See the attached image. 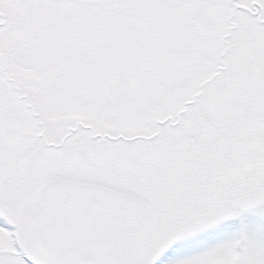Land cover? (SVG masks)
Segmentation results:
<instances>
[{
  "label": "snow or ice",
  "instance_id": "6c2138e0",
  "mask_svg": "<svg viewBox=\"0 0 264 264\" xmlns=\"http://www.w3.org/2000/svg\"><path fill=\"white\" fill-rule=\"evenodd\" d=\"M245 210L264 0H0V264H264Z\"/></svg>",
  "mask_w": 264,
  "mask_h": 264
},
{
  "label": "rangeland",
  "instance_id": "374dc122",
  "mask_svg": "<svg viewBox=\"0 0 264 264\" xmlns=\"http://www.w3.org/2000/svg\"><path fill=\"white\" fill-rule=\"evenodd\" d=\"M227 225L229 232L243 229L264 235V214L257 210H245L238 217H233L227 221ZM218 235L219 230H214L191 237L187 241L178 242L169 250L168 255H188L200 251L206 243H215Z\"/></svg>",
  "mask_w": 264,
  "mask_h": 264
}]
</instances>
